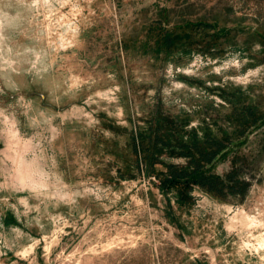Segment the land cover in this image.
Masks as SVG:
<instances>
[{
	"label": "rangeland",
	"instance_id": "374dc122",
	"mask_svg": "<svg viewBox=\"0 0 264 264\" xmlns=\"http://www.w3.org/2000/svg\"><path fill=\"white\" fill-rule=\"evenodd\" d=\"M201 21L231 44L158 49ZM255 32L264 0H0V264H264V126L214 166L238 168L244 195L195 188L171 216L129 146L158 106L188 130L229 128L225 86L264 106Z\"/></svg>",
	"mask_w": 264,
	"mask_h": 264
},
{
	"label": "trees",
	"instance_id": "16d2710c",
	"mask_svg": "<svg viewBox=\"0 0 264 264\" xmlns=\"http://www.w3.org/2000/svg\"><path fill=\"white\" fill-rule=\"evenodd\" d=\"M258 36L264 38L255 32L254 37ZM232 39L231 30L218 23L185 22L172 30H162L156 45L168 54L203 52L214 56V49L222 46L221 40L231 44ZM259 42L264 52V42ZM249 88L248 91H253V87ZM251 93L241 87L219 89L220 98L230 108L225 116L230 127H219L218 134L208 127L188 130L189 116L167 114L160 106L147 119L146 129L135 127L130 132L129 146L136 157V169L158 179L157 188L168 201L167 215L174 211L171 195L180 209L190 208L194 204L195 188L222 200L230 194H245L249 183L239 175L238 168L220 175L214 166L218 159L226 158L239 147L243 138L264 126L263 103L250 99L247 94ZM163 156L182 158L185 162L169 163Z\"/></svg>",
	"mask_w": 264,
	"mask_h": 264
}]
</instances>
